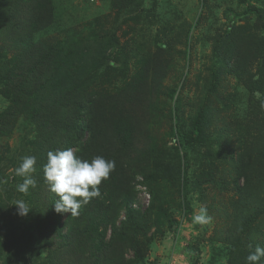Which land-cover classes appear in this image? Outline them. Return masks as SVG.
Masks as SVG:
<instances>
[{
	"label": "trees",
	"instance_id": "obj_1",
	"mask_svg": "<svg viewBox=\"0 0 264 264\" xmlns=\"http://www.w3.org/2000/svg\"><path fill=\"white\" fill-rule=\"evenodd\" d=\"M199 1L203 9L211 5L209 0ZM256 1L260 4L250 5L243 11V17L253 15V23L243 26L235 24V18L241 15L227 16L230 9L225 10L226 23H219L213 17L215 12L208 10L214 31L206 38L211 52L207 67L211 74L208 91H213L215 70L225 67L250 95L254 92L262 95L264 92V0ZM200 16L198 12L192 23L181 21L177 25L178 37L186 39L188 32L199 24ZM53 24L56 20L52 0H0V96L7 101V106L0 112V136H9L15 122L22 117L20 160H16L13 168L21 163L23 154L29 156L25 151L29 145L33 146L30 155L37 157L36 172L32 174L36 187L29 189L25 201L30 205V211L23 218L18 215L25 224L23 227L11 224L9 232H6L11 241L3 244L0 240L1 250L6 249L3 264H10L20 257L15 252L26 257L20 248V240H25L22 233L25 232L30 241L27 246L34 248L30 256L35 263L142 264L143 248L149 243V238L139 241L138 236L148 233L152 226L161 233L162 222L171 231L178 227L179 222L168 211L166 199L176 195L178 200L172 202L174 207L184 217L189 216L192 214L191 187L199 191L201 185L208 181H191L194 176L190 154L206 139L203 109L196 110L189 126L172 123L168 135L178 145L175 157L155 142H139L137 146L135 127L132 123L127 125L121 118V110L134 96L143 93L145 85L142 80L138 79V83L134 78L129 80L124 94L117 96L116 100L103 95L95 97L91 91L95 71L104 63L90 67L81 64L77 72L72 67L74 61L59 63L63 52L62 39L73 32L63 28L61 35L51 38L50 43L46 42L41 37ZM259 29L263 32L258 33ZM87 34L93 38L98 36L91 29ZM230 41L236 43L234 48ZM237 45L241 49L237 50ZM76 52L72 49L65 56L76 58ZM146 68L150 71L149 89L158 90L164 77L162 67L156 61L152 65L148 62ZM173 94L174 90H171V97ZM261 103L256 104L254 115L256 159L251 165L244 164L242 160L235 164L236 199L230 206L236 222L240 221L242 231L249 225L246 219L252 222L264 214V111L259 109ZM170 118L172 121L176 119L172 114ZM68 148L85 160L102 156L115 161L109 178L99 185L100 197L82 206L78 216L54 211L59 198L49 191L44 180L43 166L47 162V153ZM179 149L182 150L181 155ZM3 159L4 155L0 161ZM138 176L142 181L132 184ZM238 179H242V184L239 185ZM135 184L146 186L150 194V203L142 211L132 206L136 200ZM119 208L123 211V218L116 224ZM121 244L130 248L132 259L124 260L122 253L115 249L123 247ZM261 244L264 247V239ZM41 249L46 253L42 261L35 259L36 252L39 254ZM119 249L123 251V248Z\"/></svg>",
	"mask_w": 264,
	"mask_h": 264
},
{
	"label": "rangeland",
	"instance_id": "obj_2",
	"mask_svg": "<svg viewBox=\"0 0 264 264\" xmlns=\"http://www.w3.org/2000/svg\"><path fill=\"white\" fill-rule=\"evenodd\" d=\"M245 1V2H244ZM55 8L56 24H53L42 39H50L64 32L63 28L73 33L62 39L61 59L59 63L77 68L102 63L95 71L91 91L95 97L105 96L115 99L124 94L125 84L134 78L145 85L143 93L137 94L122 108V119L127 125L132 123L139 142H155L158 147L175 155L176 144L168 135L172 123L189 126L191 118L197 109H203L205 120L204 134L206 139L190 154L191 171L194 178L208 180L201 189L191 187L192 214L183 216L172 203L177 202L176 195L166 199L168 211L179 222L175 231L160 223L161 233L152 226L148 233L138 236V240L149 243L143 248L142 264H246V256L262 246L264 239V214L255 221H246L249 225L239 227L232 214L231 203L236 199L234 179L235 164L241 160L251 165L256 159V104L260 101V111H264V92L248 93L241 82L225 67L215 70L213 91H208L210 83L207 67L210 65L211 52L206 38L212 31L210 14L212 9L214 19L226 23V9L229 18H235V24L243 26L253 23V15L243 17V11L248 6H257L256 0H209L208 9L200 7L199 0H52ZM200 12V22L187 34V38L178 37L181 21L192 23ZM94 30L98 36L93 38L87 30ZM262 33L263 29H259ZM184 40L186 45H184ZM111 43V46H108ZM230 46L235 44L230 41ZM1 46V43H0ZM75 49L76 58L65 56ZM241 49L237 45V50ZM66 52V53H64ZM13 51L9 53V58ZM155 60V61H154ZM162 67L164 77L158 90L149 89L146 65L156 62ZM71 69L70 65L66 66ZM151 68V67H150ZM152 70V68H151ZM81 72V71H80ZM171 90H174L171 97ZM262 96V100L259 99ZM116 100V99H115ZM257 101V103H256ZM116 102V101H115ZM7 106V101L0 96V112ZM172 114L176 119L170 118ZM24 126L23 118L18 119L9 136H0V240L8 241L10 225L25 224L21 220L15 203L26 201L27 195L16 190L22 178L15 174L13 164L19 159ZM175 129V127H174ZM140 133V134H139ZM8 148V149H6ZM25 150L29 155L33 146ZM160 149V151L162 150ZM9 151V153H8ZM7 154H6V153ZM179 154L182 150L179 149ZM27 156L23 154V157ZM175 157V156H174ZM10 159L11 161H8ZM194 163V164H193ZM136 181H142L140 176ZM239 185L242 179H238ZM133 208L146 209L150 203V194L146 186L135 184ZM28 206H30L28 204ZM201 207L208 211L211 220L207 223H195L193 216ZM30 209V207H29ZM253 210V209H252ZM256 212V211H255ZM254 214V211L253 213ZM19 215V216H18ZM31 216V214H29ZM22 218L24 216H21ZM123 218L121 208L116 211V221ZM48 228V225L43 227ZM23 227V226H22ZM109 229V228H108ZM47 230V229H46ZM242 232V233H240ZM25 240H20L26 257L15 258L10 264H40L35 263L30 256L34 248L28 247L26 232L22 233ZM109 237V230L106 238ZM134 240V239H133ZM118 247L123 259H132V251L121 244ZM6 249L0 248V264H3ZM40 254V255H39ZM36 252V258L42 261L45 249ZM260 264H264V259Z\"/></svg>",
	"mask_w": 264,
	"mask_h": 264
},
{
	"label": "clouds",
	"instance_id": "obj_3",
	"mask_svg": "<svg viewBox=\"0 0 264 264\" xmlns=\"http://www.w3.org/2000/svg\"><path fill=\"white\" fill-rule=\"evenodd\" d=\"M36 163L35 155L25 156L15 169V174L22 178V182L16 186L18 192L27 194L30 188L36 187L37 182L32 175L36 172ZM114 167V160H106L102 156H96L90 161L85 160L71 148L49 151L43 173L49 191L59 198L55 202L54 211L58 214L69 213L70 216H78L82 206L100 197L99 185L109 178ZM15 206L21 216H26L30 211L28 204L23 200H17ZM210 220L211 217L204 207L193 216L195 223L203 224ZM245 259L246 264H260L264 259V247L256 246Z\"/></svg>",
	"mask_w": 264,
	"mask_h": 264
}]
</instances>
